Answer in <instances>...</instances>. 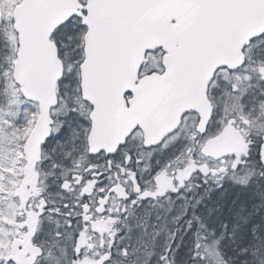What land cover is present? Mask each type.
<instances>
[{"label":"snow or ice","instance_id":"1","mask_svg":"<svg viewBox=\"0 0 264 264\" xmlns=\"http://www.w3.org/2000/svg\"><path fill=\"white\" fill-rule=\"evenodd\" d=\"M0 264H264V0H0Z\"/></svg>","mask_w":264,"mask_h":264}]
</instances>
